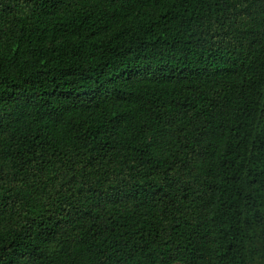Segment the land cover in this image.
I'll return each mask as SVG.
<instances>
[{
    "label": "trees",
    "instance_id": "trees-1",
    "mask_svg": "<svg viewBox=\"0 0 264 264\" xmlns=\"http://www.w3.org/2000/svg\"><path fill=\"white\" fill-rule=\"evenodd\" d=\"M264 264V0H0V264Z\"/></svg>",
    "mask_w": 264,
    "mask_h": 264
},
{
    "label": "rangeland",
    "instance_id": "rangeland-1",
    "mask_svg": "<svg viewBox=\"0 0 264 264\" xmlns=\"http://www.w3.org/2000/svg\"><path fill=\"white\" fill-rule=\"evenodd\" d=\"M174 264H179V263H174Z\"/></svg>",
    "mask_w": 264,
    "mask_h": 264
}]
</instances>
